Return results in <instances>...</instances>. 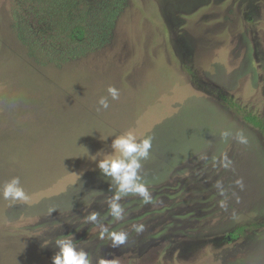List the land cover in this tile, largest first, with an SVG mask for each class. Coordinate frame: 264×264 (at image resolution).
Here are the masks:
<instances>
[{
  "label": "rangeland",
  "instance_id": "374dc122",
  "mask_svg": "<svg viewBox=\"0 0 264 264\" xmlns=\"http://www.w3.org/2000/svg\"><path fill=\"white\" fill-rule=\"evenodd\" d=\"M125 5L58 67L0 0V264H264V0Z\"/></svg>",
  "mask_w": 264,
  "mask_h": 264
},
{
  "label": "trees",
  "instance_id": "16d2710c",
  "mask_svg": "<svg viewBox=\"0 0 264 264\" xmlns=\"http://www.w3.org/2000/svg\"><path fill=\"white\" fill-rule=\"evenodd\" d=\"M126 1L9 0L8 10L29 54H35L41 64L60 67L104 47L114 35ZM243 231L245 227L235 235Z\"/></svg>",
  "mask_w": 264,
  "mask_h": 264
}]
</instances>
